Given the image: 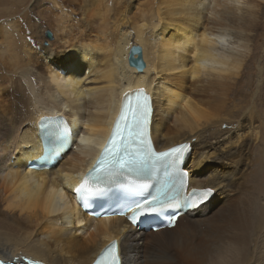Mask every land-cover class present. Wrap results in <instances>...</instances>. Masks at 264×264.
<instances>
[{
	"label": "bare ground",
	"instance_id": "obj_1",
	"mask_svg": "<svg viewBox=\"0 0 264 264\" xmlns=\"http://www.w3.org/2000/svg\"><path fill=\"white\" fill-rule=\"evenodd\" d=\"M18 1L0 10V259L91 264L116 240L122 264H264V0H94L83 25L73 0ZM47 17L56 46L41 45ZM132 45L140 71L127 63ZM139 88L152 96L153 147L188 142L189 186L214 190L172 228L148 232L88 218L70 190ZM54 114L84 145L27 169L40 154L36 126Z\"/></svg>",
	"mask_w": 264,
	"mask_h": 264
},
{
	"label": "snow or ice",
	"instance_id": "obj_2",
	"mask_svg": "<svg viewBox=\"0 0 264 264\" xmlns=\"http://www.w3.org/2000/svg\"><path fill=\"white\" fill-rule=\"evenodd\" d=\"M138 49L130 50V62L135 61ZM151 112L149 97L143 89L129 94L122 103L121 112L113 129L101 146V153L95 166L87 173L83 182L74 189L85 208L91 198L106 195L109 187L119 184L130 192L144 191L146 194L122 203L108 214L126 217L135 225L141 217L149 214H163L166 209H176L169 216L170 226H174L181 206L194 208L206 201L212 188L187 189L188 173L180 168L187 144H179L157 151L147 135ZM54 129L67 137L68 129L62 118L50 120ZM154 188L155 192L150 189ZM0 264H36L24 255L0 259ZM94 264H122L121 253L116 240H111L99 254Z\"/></svg>",
	"mask_w": 264,
	"mask_h": 264
},
{
	"label": "rangeland",
	"instance_id": "obj_3",
	"mask_svg": "<svg viewBox=\"0 0 264 264\" xmlns=\"http://www.w3.org/2000/svg\"><path fill=\"white\" fill-rule=\"evenodd\" d=\"M92 1H94V0H73V3L72 4H70V6H71V10L73 11V16H74V18L76 19V18H78L80 21H78V20H75L76 22H74V23H78V24H80V23H82V25L84 24V18L86 17V13L85 12H87V13H90L89 15H94L95 14V12H96V10H95V6L96 5H92L91 4V2ZM136 1L137 0H131V2H134L136 5H138V3H139V5H141L142 3H144V1L146 2V0H138L137 2L138 3H136ZM4 2H6L5 3V5H2V3H4ZM19 1L18 0H3L2 2L0 1V10L2 11V10H12V11H19L20 10V6H21V4L20 3H18ZM8 3V4H7ZM42 3V5L44 6V7H46V5L49 3L48 2V0H41L37 5H40ZM28 5L27 6H29V3H27ZM80 4V5H79ZM7 5H8V7H7ZM3 7L5 8V9H3ZM7 7V8H6ZM12 7H14V9H12ZM38 7V6H37ZM127 9V5H124L122 8H121V10H126ZM33 11L32 12H37V13H41V14H45V15H47L48 13L49 14H53L54 12L53 11H51L50 9H45L44 10V8L43 7H41L40 9L39 8H37L36 9V7L35 8H33L32 9ZM95 10V11H94ZM46 11V12H45ZM44 12V13H43ZM136 11H132V13H135ZM92 13V14H91ZM48 14V15H49ZM131 14H129L128 15V17L130 16ZM85 16V17H84ZM129 18H131V16L129 17ZM48 19V20H47ZM47 19H46V21L45 20H42V23L44 24V26H45V28L43 29V34H42V40H41V42H42V46H56V39L57 38H55V27L54 28H51V26H49V25H47V22L49 21V17H47ZM93 19H95V22H91L92 24L94 23V24H98L97 23V21H96V18L94 17ZM45 22V23H44ZM93 24V25H94ZM45 31H49L50 32V34H51V38L50 39H48V38H46L45 37V35H44V33H45ZM54 41H55V43H54ZM53 43V44H52ZM57 68H55L54 67V70L55 71H57V73H58V70H56ZM73 69H75V68H73ZM78 70V69H77ZM59 74V73H58ZM60 75V74H59ZM87 75H89V74H87ZM80 76H82V75H80ZM263 183H264V181H263ZM259 192V191H258ZM214 205V202H212V206ZM253 206H255V201H254V204H253ZM259 211H261V215L258 217V218H261V217H263L264 216V206L263 207H261L260 209H259Z\"/></svg>",
	"mask_w": 264,
	"mask_h": 264
},
{
	"label": "water",
	"instance_id": "obj_4",
	"mask_svg": "<svg viewBox=\"0 0 264 264\" xmlns=\"http://www.w3.org/2000/svg\"><path fill=\"white\" fill-rule=\"evenodd\" d=\"M44 35L48 39L51 38V34H50L49 31H45ZM133 48L139 50L138 52L135 53V61H136L135 64H133L132 62H130V50L133 49ZM127 63H128L129 66L134 67L138 71H140V70H142L144 68V61L142 59V53H141L140 46H138V45H132V46H130V48L128 50V55H127Z\"/></svg>",
	"mask_w": 264,
	"mask_h": 264
}]
</instances>
